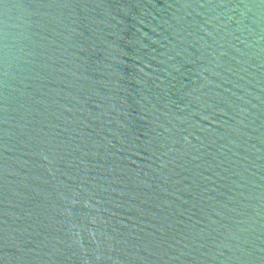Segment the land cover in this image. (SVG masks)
Instances as JSON below:
<instances>
[{
  "label": "water",
  "instance_id": "water-1",
  "mask_svg": "<svg viewBox=\"0 0 264 264\" xmlns=\"http://www.w3.org/2000/svg\"><path fill=\"white\" fill-rule=\"evenodd\" d=\"M0 264H264V0H0Z\"/></svg>",
  "mask_w": 264,
  "mask_h": 264
}]
</instances>
